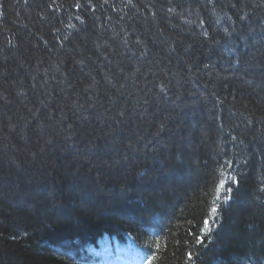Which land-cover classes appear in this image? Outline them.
Returning a JSON list of instances; mask_svg holds the SVG:
<instances>
[{
	"label": "trees",
	"instance_id": "trees-1",
	"mask_svg": "<svg viewBox=\"0 0 264 264\" xmlns=\"http://www.w3.org/2000/svg\"><path fill=\"white\" fill-rule=\"evenodd\" d=\"M260 188L264 0H0V264H264Z\"/></svg>",
	"mask_w": 264,
	"mask_h": 264
},
{
	"label": "snow or ice",
	"instance_id": "snow-or-ice-1",
	"mask_svg": "<svg viewBox=\"0 0 264 264\" xmlns=\"http://www.w3.org/2000/svg\"><path fill=\"white\" fill-rule=\"evenodd\" d=\"M77 7H79V5H76ZM239 19L241 21L247 19V14L241 15L239 17ZM227 31V30H226ZM237 63H239V61H237ZM161 129H163V125H161ZM52 140H49L47 143H52ZM228 167H230V163L227 165ZM222 178L220 179L218 185L216 186V191L219 192H226V193H231L232 192V188L229 186L230 184H235L237 186L240 185L241 181L238 177L236 176H228V177H223V174H221ZM260 192H264V188H260L259 189ZM231 199V197L229 195H225L224 197V201L223 203H228V201ZM213 213H215L217 211L216 208L212 209ZM210 223H215V221H209V220H205L204 221V228L207 229V233H211V227H210ZM204 237H200L198 236L196 238V242L197 243H202L203 242ZM155 259V255L153 254L150 257L146 258V264H153V260ZM188 260L192 261L193 260V255L191 252L188 253Z\"/></svg>",
	"mask_w": 264,
	"mask_h": 264
}]
</instances>
